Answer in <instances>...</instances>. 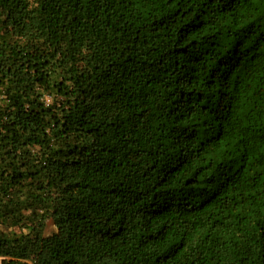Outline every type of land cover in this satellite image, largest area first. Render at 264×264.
Segmentation results:
<instances>
[{
  "label": "trees",
  "instance_id": "16d2710c",
  "mask_svg": "<svg viewBox=\"0 0 264 264\" xmlns=\"http://www.w3.org/2000/svg\"><path fill=\"white\" fill-rule=\"evenodd\" d=\"M0 264H264V0H0Z\"/></svg>",
  "mask_w": 264,
  "mask_h": 264
},
{
  "label": "rangeland",
  "instance_id": "374dc122",
  "mask_svg": "<svg viewBox=\"0 0 264 264\" xmlns=\"http://www.w3.org/2000/svg\"><path fill=\"white\" fill-rule=\"evenodd\" d=\"M52 230H53V227L50 225V226L48 227V231L51 232Z\"/></svg>",
  "mask_w": 264,
  "mask_h": 264
}]
</instances>
